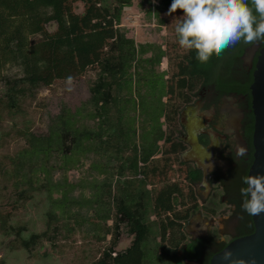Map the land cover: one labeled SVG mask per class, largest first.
Masks as SVG:
<instances>
[{
	"label": "trees",
	"instance_id": "obj_1",
	"mask_svg": "<svg viewBox=\"0 0 264 264\" xmlns=\"http://www.w3.org/2000/svg\"><path fill=\"white\" fill-rule=\"evenodd\" d=\"M76 1L83 5L81 13L73 10ZM144 1L149 4L145 15L157 22L153 28L157 33L173 0ZM131 3L0 0V63L13 60L23 70L22 77L6 81L0 98L2 110L17 112L19 98L30 94V89L98 67L88 98L73 110L61 106L45 134L19 130L27 146L11 158V169L0 168L4 179H13L15 188L27 185L23 192H39L44 215L49 220L61 219L66 231L86 223L100 235L104 223L112 219V226L104 231L111 234V244L95 264H144L145 247L180 256L181 221L188 213L175 209L191 196L184 195L180 181H171L176 172L170 153L177 149L171 144V129L177 124L180 107L200 84L214 82L220 89H231V66L247 46L241 42L201 63L195 50L179 45L176 32L165 49L155 40L136 42L121 25L122 8ZM46 21L56 23L53 33L46 31ZM28 31L42 33L44 41L29 47ZM167 56L172 69L169 77L167 68L160 70ZM74 169L81 174L71 181L68 173ZM34 182L38 188L32 186ZM120 222L128 224L133 239L127 248L115 252ZM5 223L6 219L0 222L2 234L12 235L14 226ZM16 233L24 248L38 237L22 234L20 227ZM150 233L156 244L142 247Z\"/></svg>",
	"mask_w": 264,
	"mask_h": 264
},
{
	"label": "rangeland",
	"instance_id": "obj_2",
	"mask_svg": "<svg viewBox=\"0 0 264 264\" xmlns=\"http://www.w3.org/2000/svg\"><path fill=\"white\" fill-rule=\"evenodd\" d=\"M152 1L154 3V0ZM140 2H142V8L139 6ZM148 5V2L144 0H132L130 6L122 8L121 25L125 26L127 35L136 42L155 40L165 49L166 44L174 41L175 26L179 22L178 17L183 16V13L176 10L169 15L167 11L162 17L165 22L159 27L160 31L153 33L157 22L147 19L145 9ZM73 10L81 13L82 3L74 2ZM44 24L47 32L53 33L56 30L57 25L54 21H46ZM149 28L152 29L149 30ZM25 34L29 47L45 39L42 33L28 31ZM1 40L2 37H0V46H2ZM166 68L169 70L166 77H169L172 69L168 56L163 57L160 63V70ZM97 71L96 65L90 66L75 78L56 79L50 85H39L30 89V94L19 98L17 112L2 110L0 103V168L11 169V158L27 146L25 138L21 137L18 131L26 130L34 134H45L50 118L60 111L61 106L65 105L73 110L88 98L89 87L95 81ZM22 76L23 70L19 63L13 60L1 62L0 98L6 81ZM79 174L81 173L78 170L70 171L69 180H74ZM58 175L56 173L54 178ZM32 186L39 187L35 182ZM26 187L27 185H21L15 188L13 179L11 177L4 179L0 173V222L6 219V226L10 224L14 226V233L9 236L2 234L0 230L2 264H95L104 249L111 244V234L105 235L104 231L106 226H112V219L104 223L105 227L100 229V235H96V232L91 230L95 228L94 226L86 223L75 225L72 231H66L61 227V219L49 220L48 216L44 215L43 197H39L40 195L37 194L39 192L35 189L23 192V188ZM33 198H37L38 202L35 203ZM155 218L154 215L151 216L152 220ZM93 221L97 223V220L93 219ZM100 222L99 224H103L102 221ZM19 227L22 234H38L35 241L28 247H22L21 241L17 238L16 231ZM118 227L119 235L116 245L113 246L115 252L127 248L133 239V234L130 233L126 222H120ZM152 236L151 233L146 236L142 247L149 243L156 244ZM144 261V264H176V256L156 253L155 248L145 247Z\"/></svg>",
	"mask_w": 264,
	"mask_h": 264
},
{
	"label": "flooded vegetation",
	"instance_id": "obj_3",
	"mask_svg": "<svg viewBox=\"0 0 264 264\" xmlns=\"http://www.w3.org/2000/svg\"><path fill=\"white\" fill-rule=\"evenodd\" d=\"M255 44L251 52L254 44L245 46L231 66V89H220L214 82L200 84L180 107L171 129V144L177 147L170 153L176 172L171 181H180L184 195L191 196L176 204V211L188 213L181 221L184 237L176 264H210L228 243L253 231L252 216L241 209L240 189L254 153L249 87L264 42ZM241 149L246 153L238 154Z\"/></svg>",
	"mask_w": 264,
	"mask_h": 264
},
{
	"label": "clouds",
	"instance_id": "obj_4",
	"mask_svg": "<svg viewBox=\"0 0 264 264\" xmlns=\"http://www.w3.org/2000/svg\"><path fill=\"white\" fill-rule=\"evenodd\" d=\"M177 9L183 10L175 26L178 43L185 50H195L201 63L241 42H264V0H173L168 14ZM244 153L246 149L238 154ZM241 180L242 211L249 216L264 213V174L246 175ZM223 259L231 264H254L233 258L230 250Z\"/></svg>",
	"mask_w": 264,
	"mask_h": 264
},
{
	"label": "water",
	"instance_id": "obj_5",
	"mask_svg": "<svg viewBox=\"0 0 264 264\" xmlns=\"http://www.w3.org/2000/svg\"><path fill=\"white\" fill-rule=\"evenodd\" d=\"M257 47L252 45L248 52ZM254 126L252 142L254 147L253 161L247 175L264 174V47L260 49L252 72L250 84ZM253 231L238 237L216 253L210 264H231L223 259L226 251H231L233 258H243L254 264H264V213L252 216Z\"/></svg>",
	"mask_w": 264,
	"mask_h": 264
}]
</instances>
